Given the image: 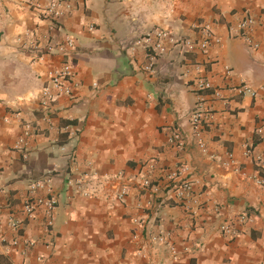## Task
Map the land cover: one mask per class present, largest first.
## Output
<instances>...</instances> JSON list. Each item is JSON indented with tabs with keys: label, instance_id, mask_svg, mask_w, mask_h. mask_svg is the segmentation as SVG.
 <instances>
[{
	"label": "crops",
	"instance_id": "obj_1",
	"mask_svg": "<svg viewBox=\"0 0 264 264\" xmlns=\"http://www.w3.org/2000/svg\"><path fill=\"white\" fill-rule=\"evenodd\" d=\"M32 1L52 0H0V264H264V166L242 155L249 145L264 163V0H70L54 22ZM245 14L257 51L231 33ZM204 26L217 39L206 53L168 46L143 71L141 36L199 41ZM66 35L68 56L37 59L45 36ZM65 62L72 94L44 108L46 75ZM198 76L213 88L197 93ZM196 105L209 117L206 153L189 123ZM175 128L181 149L169 142ZM185 178L188 203L170 190ZM40 179L57 199L50 234L41 210L21 211Z\"/></svg>",
	"mask_w": 264,
	"mask_h": 264
},
{
	"label": "built area",
	"instance_id": "obj_2",
	"mask_svg": "<svg viewBox=\"0 0 264 264\" xmlns=\"http://www.w3.org/2000/svg\"><path fill=\"white\" fill-rule=\"evenodd\" d=\"M30 5L35 8L41 16L48 18L52 22L57 21L72 8L70 0H52L46 5H40L37 2L32 1ZM254 24V18L249 14H245L244 18L231 29V33L235 37L241 38L247 47L257 51L260 48V43L255 41L251 34ZM51 28H54L53 24L51 25ZM201 32L202 38L199 41H193L189 38H174L168 31L162 29L155 30L151 33H147L141 36V38L136 41V44L142 45L146 50L147 63L143 66V71L148 74L152 73L154 71L155 59L158 56L165 54L168 50V46H180L181 49L185 52H194L198 50L202 53H206L211 43L216 42L217 39L214 37L209 26H204ZM74 46V39L69 35L64 36V38L62 39L45 36L37 59L41 61L44 58L43 56L50 54H60L63 56H68L69 53L74 50ZM37 48L38 47H35V49ZM194 71L196 73H201L200 65H194ZM229 73L230 70L226 68V74ZM71 76V67L67 62L63 63L59 68L51 69L48 71L46 75L47 80L42 88L41 94V104L44 108L49 107L50 103H52L58 96H70L72 94L73 88L72 83L70 82ZM193 85L194 90L197 93H201L213 88V85L209 81L199 76L194 79ZM213 93L214 95H219L216 90L213 91ZM208 121V115H206V113L201 109V106L196 105L189 116V123L193 129V133L196 136H199ZM25 136H27V134H25ZM169 142L180 149L183 148L185 143L183 133L179 129H172L169 137ZM196 142L198 148L203 153H206L205 145L200 136L196 139ZM24 144V138H20L17 142L18 147ZM242 155L246 159H252L258 167L264 166L262 158L260 156L253 155V149L251 146L245 145L242 151ZM231 163L233 166H235L236 170H239L236 163H234L233 161H231ZM229 164V161L222 162V165L224 166H229ZM177 177L178 174L173 173L169 178L173 181ZM49 182V179H40L31 182L28 186V195L25 199H23L21 204V211L24 215L23 219H33L38 210L42 211L44 227L48 234L52 232V229L54 227V209L57 204V199L53 194L52 186ZM68 183H71V181H69ZM76 183L79 184L81 183V181H78ZM256 183L259 186H264V179L259 178ZM142 185L144 187L148 186L149 181L145 180ZM193 185V181L185 178L183 180H180L179 183L174 182V185L170 188V190H173V194L179 201H181L182 203H188L192 199L191 197L193 193ZM124 194L125 190L123 189L119 197H122ZM2 210L3 207L0 204V215ZM245 220V217L241 218V222H244ZM21 221V219L12 220L10 222V226L12 228H17ZM247 221H250V219ZM220 229L230 236H234L236 234V232L226 224L222 225ZM154 240L163 241V238L154 237ZM13 244H15V242H13ZM24 244L32 247L34 245V241L26 240ZM170 250L176 256V253H174L173 251L174 248L171 247ZM38 260L40 261L39 258Z\"/></svg>",
	"mask_w": 264,
	"mask_h": 264
}]
</instances>
